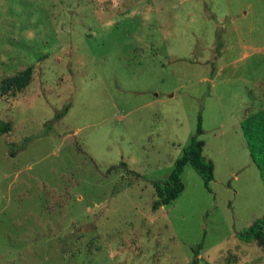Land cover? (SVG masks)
Masks as SVG:
<instances>
[{
    "label": "rangeland",
    "instance_id": "1",
    "mask_svg": "<svg viewBox=\"0 0 264 264\" xmlns=\"http://www.w3.org/2000/svg\"><path fill=\"white\" fill-rule=\"evenodd\" d=\"M263 108L264 0H0V264H264ZM199 120L211 189L154 211Z\"/></svg>",
    "mask_w": 264,
    "mask_h": 264
},
{
    "label": "trees",
    "instance_id": "2",
    "mask_svg": "<svg viewBox=\"0 0 264 264\" xmlns=\"http://www.w3.org/2000/svg\"><path fill=\"white\" fill-rule=\"evenodd\" d=\"M33 68L29 67L18 75L7 79L10 85L15 86L19 91L26 89L32 79ZM68 107L56 116L60 120L68 112ZM241 127L247 141V145L254 164L259 169L264 184V108L248 114L242 121ZM2 133L9 131L7 126H2ZM204 133L201 127V120L196 135L191 143L184 149L183 155L175 162L174 169L168 179L162 183H156V196L152 209L157 211L161 207L169 206L175 202L184 192L185 186L182 181L186 165H191L197 174L202 178L206 190L210 191V183L215 179V167L212 161L206 159L203 154L205 142L199 137ZM238 238L241 241L251 243L257 242L264 247V217L256 220L247 230L240 232ZM203 244L193 247L195 260L191 264H199L197 259Z\"/></svg>",
    "mask_w": 264,
    "mask_h": 264
},
{
    "label": "crops",
    "instance_id": "3",
    "mask_svg": "<svg viewBox=\"0 0 264 264\" xmlns=\"http://www.w3.org/2000/svg\"><path fill=\"white\" fill-rule=\"evenodd\" d=\"M29 254L31 255V252H29Z\"/></svg>",
    "mask_w": 264,
    "mask_h": 264
}]
</instances>
